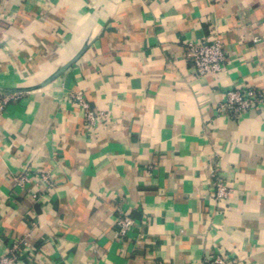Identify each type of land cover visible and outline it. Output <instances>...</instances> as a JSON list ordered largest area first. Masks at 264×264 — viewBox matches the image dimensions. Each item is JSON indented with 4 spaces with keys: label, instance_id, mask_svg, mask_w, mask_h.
Instances as JSON below:
<instances>
[{
    "label": "crops",
    "instance_id": "0c3cea01",
    "mask_svg": "<svg viewBox=\"0 0 264 264\" xmlns=\"http://www.w3.org/2000/svg\"><path fill=\"white\" fill-rule=\"evenodd\" d=\"M217 37L225 69L197 76L188 44ZM243 86L264 90V0H0V93L30 89L0 113V256L27 236L17 264H264V105L217 110ZM49 171L37 199L16 182Z\"/></svg>",
    "mask_w": 264,
    "mask_h": 264
},
{
    "label": "built area",
    "instance_id": "2783aa9c",
    "mask_svg": "<svg viewBox=\"0 0 264 264\" xmlns=\"http://www.w3.org/2000/svg\"><path fill=\"white\" fill-rule=\"evenodd\" d=\"M187 60L191 64L197 76L217 75L225 69L227 62V51L223 41L217 37L213 40H200L190 42L187 46ZM22 92L0 93V113L14 99H18ZM71 101L78 104L84 112V116L90 125L106 122L108 113L103 110H96L86 99L82 92L71 91L68 93ZM264 105V90L257 87H232L226 90L225 99L217 106L219 112H231L236 116L259 109ZM214 177L213 198L216 201L225 200L232 192V188L227 184L225 178L220 174L217 163L212 168ZM17 184L27 187L30 196L37 199L46 188L55 186L56 178L49 172H41L36 177H31L27 173H22L16 177ZM38 182L39 189L33 186ZM118 224L120 226L119 236L123 237L136 226L133 216L119 210ZM29 240L26 237L14 240L8 246L6 252L0 256V264H17L23 252L29 248ZM233 259L216 253L206 256L200 264H234Z\"/></svg>",
    "mask_w": 264,
    "mask_h": 264
},
{
    "label": "water",
    "instance_id": "95a60500",
    "mask_svg": "<svg viewBox=\"0 0 264 264\" xmlns=\"http://www.w3.org/2000/svg\"><path fill=\"white\" fill-rule=\"evenodd\" d=\"M85 48H83L81 50V52H79L77 54V56H75L70 62H68L66 65L62 66L55 74L54 76H57L59 74H61L63 71H65L68 67H70L77 59L80 58V56L83 54ZM27 90H30V89H27V88H17V89H12V90H8V91H12V92H23V91H27Z\"/></svg>",
    "mask_w": 264,
    "mask_h": 264
}]
</instances>
